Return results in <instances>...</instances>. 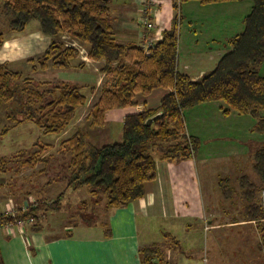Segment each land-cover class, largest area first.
Listing matches in <instances>:
<instances>
[{
	"label": "trees",
	"instance_id": "trees-1",
	"mask_svg": "<svg viewBox=\"0 0 264 264\" xmlns=\"http://www.w3.org/2000/svg\"><path fill=\"white\" fill-rule=\"evenodd\" d=\"M111 1L0 0V12L11 30H25L31 21L38 20L44 34L57 36L41 57L33 59L41 69L70 67L73 62L77 67H85L80 49L63 41L64 35L87 45L91 59L104 60L102 71L109 82L90 108L87 116L90 126H104L110 109L134 106L138 94L148 95L161 87L168 89L158 107L125 116L120 141L96 146L88 141L82 128L63 139L60 146L71 155L67 187L53 200L39 197L17 208V213L1 212L0 227L24 222L31 231H41L42 215L59 211L69 189L88 187L95 202L101 195L106 198L107 208L122 207L144 197L146 184L157 176L155 152L167 161H182L199 153L202 141L187 132L185 111L202 103L223 100L239 114H249L256 120L253 131L264 132V0H250L252 8L244 17L243 30L228 40L230 51L212 71L197 80L177 69L182 15L180 19L175 15L171 25L163 30L162 38L146 52L143 44L117 41L111 22ZM196 1L210 4L236 0ZM4 42L0 31V48ZM21 77V72L11 70L7 62L0 63V105H4L6 118L12 123L3 127V135L10 126L24 122L35 124L44 135H60L71 125L78 109L88 102L79 85L37 83L27 77L16 82ZM157 113L160 115L147 125V119ZM35 145L38 151L0 157V171H5L11 160L29 166L43 160L48 165L50 155L44 156V150L50 145L40 140ZM252 158V169L260 183L248 174L239 177L241 213L245 220L258 223L264 249V206L257 199L264 190V143ZM52 180L50 177L47 183ZM219 183L224 198L232 199L236 188L230 186L228 178ZM161 256L157 246L141 248L143 264H155L153 259ZM0 264H3L1 255Z\"/></svg>",
	"mask_w": 264,
	"mask_h": 264
},
{
	"label": "crops",
	"instance_id": "crops-1",
	"mask_svg": "<svg viewBox=\"0 0 264 264\" xmlns=\"http://www.w3.org/2000/svg\"><path fill=\"white\" fill-rule=\"evenodd\" d=\"M154 1L156 4H151V0H112L111 22L115 37L118 42L123 44H143L146 50L149 45L162 38L163 30L171 25L175 15L179 19L182 15L183 19L179 26L177 69L193 80L200 79L212 71L220 59L230 51L229 38L243 30L244 17L252 8L250 0H236L235 4H230L234 3L231 1L201 4L196 0H191L187 3L193 2L190 5L195 9L201 10L204 9L203 7H213L212 12H208L207 16L200 13L188 15L187 12L186 17L183 12V6L186 2L181 3L178 0ZM228 5H233L236 9L230 13H225L230 8ZM146 8L152 10L149 14L154 26L152 29H149L142 21L146 15ZM171 10L173 14L170 13ZM186 20L187 29L184 32L182 24ZM204 20L209 22L205 24ZM72 40L71 45L80 49V58L85 62L84 68L90 69L96 75L94 83L86 85L88 88L96 87L95 90H98L106 76L102 71L104 60L91 59L88 56L87 45H82L75 39ZM75 65V62H73L72 66ZM262 70L264 73V65ZM167 92V88H157L148 95L138 94L136 97L137 103L134 106L110 109L106 116V123H109L108 132L102 130L92 132L91 135L88 134V141L91 142L92 140V144L101 146L98 144H107L106 142H109V139L106 140V138L111 134L117 135L120 141L125 116L145 108L158 107ZM86 105H90V102H87ZM185 120L187 132L201 138V149L193 158H198V155L203 165L222 162L226 157L230 158L228 160L230 164H234V162L238 164L241 155L253 151L251 138L254 137L253 134L255 135L253 126L256 120L249 114H239L223 100L209 101L187 109ZM74 123L73 121L72 126L70 125L62 134L56 136H61L63 139L70 137L78 129L74 127ZM114 123H116V126ZM71 129L73 130L70 131ZM156 154L157 176L146 184L145 196L132 201L128 205L114 208L106 207L105 198L104 205L108 211L107 220L99 223V225L87 223L73 227L68 226L67 231L70 234L55 237L46 236L43 231H29L21 222L1 227L0 255L3 264H143L141 248L154 246H157L162 253L161 257L153 259L155 264H193L191 259L194 254L189 253L191 249L188 248L196 239L193 232H187V241L185 240L182 243L185 246L184 250L187 251V255L185 252L182 255L183 250L174 247V245H178L179 241L173 240L172 242L168 237L169 235H165L158 243L142 242L141 231L144 227L139 219L140 214L145 217L150 214L160 217L161 214L163 218L169 217L170 219H177V222H179L177 215L182 213L187 217H191L199 212L198 205L195 206L188 202L187 197L184 202L176 194L175 190H181L182 187L179 179L182 172L169 162L179 161L162 160L159 154ZM216 208L210 212L205 210V230H221L228 229V227L238 228L244 226H248V230L255 228L254 221L241 219L239 214L236 218L234 216L229 217L226 215L228 210ZM145 223L146 227L147 222ZM180 225L183 226L184 224L180 223ZM93 226L100 227L102 231L92 235L90 228ZM217 238V243L222 246L225 242L220 237ZM246 241L249 244V237L231 238L230 242L232 244L242 247L237 264H246L243 263L246 257L243 244L247 245ZM200 252L201 250L197 254H200ZM196 257L199 258V256ZM222 258L220 262L213 263L209 256L204 254L203 264H234L232 260L229 262L227 254Z\"/></svg>",
	"mask_w": 264,
	"mask_h": 264
},
{
	"label": "rangeland",
	"instance_id": "rangeland-1",
	"mask_svg": "<svg viewBox=\"0 0 264 264\" xmlns=\"http://www.w3.org/2000/svg\"><path fill=\"white\" fill-rule=\"evenodd\" d=\"M231 2L234 3L230 4H235L237 1ZM190 4H193V2H186L183 6V12L186 14V17L187 12L188 15L200 13L205 16L208 15V12H212L213 7H203L204 9L197 10ZM111 6L112 2L110 3V7ZM228 6L230 8H228L225 13H230L232 10L236 9L233 5ZM170 13L173 14L172 10ZM203 22L207 24L209 21L204 20ZM182 27L183 31L187 29V20L183 22ZM0 31L3 32L4 40L6 41L4 42L5 44H3L4 47L2 46V49L0 48V63L7 62L11 70L21 72L22 77L16 80V82H22L25 77H27L35 80L37 83L46 81L66 82L81 86L83 93H87L88 95V102H90V105L87 106L86 103L80 110L78 109L77 116L73 120L75 122L74 127L82 128L89 135L98 130L108 132L109 123H106L105 126L91 129L92 126H90L87 118L92 104H94L100 96L101 88L109 82L108 76L104 77L99 89L95 90L96 87L88 88L86 85L88 83H94L96 79V75L90 69L77 66L41 69L39 64L35 63L33 59L41 57L49 44L57 39V36L44 34L40 29L38 20L31 21L25 30L14 31L10 29L7 18L0 12ZM61 39L67 44H71L73 41L66 35ZM5 113L6 108L4 105H0V157H16L21 151L24 153L38 151L39 147L35 145L36 140L50 145L48 149L44 150V156L47 157L50 155L47 163L48 165H46V162L43 160L36 161L33 166L23 165L19 161L15 162L11 160L6 165L5 171H0V213H17V208L35 202L36 198L42 197L53 200L67 187L69 181L68 173L70 172L68 167L71 155L65 153L61 148L60 143L63 140L61 136H56L55 134L44 135L42 131L31 122H24L13 127L10 126L8 133L3 135L1 133L3 127L12 124L6 118ZM262 113L264 115V111H262ZM114 125L116 126V123H114ZM72 130L73 129L70 131ZM253 136L254 137L251 138V144L253 151H255L264 143V132H255ZM107 139H109V142L106 143L119 141L117 135L113 134L109 135L106 140ZM253 151L251 153L249 151V153H247L248 155H241V157H239L240 163L238 164L235 162L234 164H230L228 162L230 158L226 157L222 162L218 161L219 163L212 162V164L203 165L198 155V158L187 161L169 162V164H173L182 172V174L179 175L182 187L181 190H175L176 194L179 195L183 201L187 197L188 202L195 206L198 205L199 212L197 215L191 217H187L181 213L177 215L179 222H177V219H170L169 217L163 218L161 214L160 217L154 214L145 217L140 214L139 219L141 225L144 227L141 231L142 242L150 244L154 242L158 243L165 235H169L168 237L172 242L173 240L179 241L178 245H174V247L183 250V253H181L182 255H184V252L187 255V251L184 250L185 246H183L182 243L185 240L187 241V232H193L196 239H194V243L188 247L191 249L189 253L191 252L194 254L191 259L193 264H203L204 254L208 255L213 263L220 262L223 259L222 257L227 254L229 262L232 260L234 264H237L242 247L239 245L236 246V244H232L230 241L232 237L236 239L237 237L242 238L246 236L249 237V244L247 241V245L243 244L245 249L244 254H246L245 259L243 258V263L264 264V249L263 245H261L262 237L257 222L254 221L255 228L253 230H248V226L238 228L228 227V229L209 231L204 229L205 210L210 212L213 209H217L216 207L228 210L227 213L229 214L226 213V215L229 217L234 216V218H236L239 214V218L244 219L242 216L243 213H241V210H243L241 207L243 203L239 196L238 179L241 175L248 174L254 181L260 183L258 176L252 169ZM154 155L157 157L156 152ZM50 177H52L53 180L51 184H48L47 182ZM223 178H228L229 184H231L230 186L236 188V193L230 200L224 198L223 189L221 185H219V181ZM185 187H187L186 190ZM257 199H259V202L261 199L263 204V191L257 195ZM95 200L96 199H94L89 192L88 187L69 189L60 211H48L42 215L41 231H43L46 236L55 237L58 235L70 234V232L67 231L68 226L73 227L78 224L87 223L99 225V223L105 222L108 213L104 205L105 197L101 195L98 202H95ZM145 222H147L146 227ZM22 223L27 230H31L29 227L30 225L24 222ZM180 223L184 225L182 226ZM90 231L93 235L102 231V229L93 226L90 228ZM217 237H220L221 240L225 242L222 246L217 243ZM228 237H230L229 241ZM237 248L239 249L237 250ZM198 250H201L200 254H197L199 252ZM196 256H199V258Z\"/></svg>",
	"mask_w": 264,
	"mask_h": 264
},
{
	"label": "built area",
	"instance_id": "built-area-1",
	"mask_svg": "<svg viewBox=\"0 0 264 264\" xmlns=\"http://www.w3.org/2000/svg\"><path fill=\"white\" fill-rule=\"evenodd\" d=\"M151 4H156L154 0H151ZM146 15L143 17L142 21L144 22V24L149 28L152 29L153 26V22L152 20L149 18V14L152 12L151 8H146L145 10ZM151 46V45H149ZM146 52H149V47H147ZM263 205H264V190H263ZM1 228V227H0Z\"/></svg>",
	"mask_w": 264,
	"mask_h": 264
},
{
	"label": "water",
	"instance_id": "water-1",
	"mask_svg": "<svg viewBox=\"0 0 264 264\" xmlns=\"http://www.w3.org/2000/svg\"><path fill=\"white\" fill-rule=\"evenodd\" d=\"M158 115H160V113H157V114H155L154 116L148 118L147 121H146V124H147V125H150V124L152 123V121H153Z\"/></svg>",
	"mask_w": 264,
	"mask_h": 264
}]
</instances>
